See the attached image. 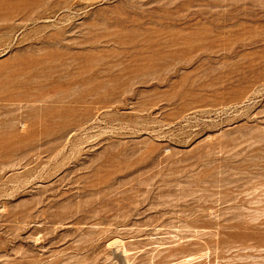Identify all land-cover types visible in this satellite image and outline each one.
Here are the masks:
<instances>
[{
    "label": "rangeland",
    "instance_id": "obj_1",
    "mask_svg": "<svg viewBox=\"0 0 264 264\" xmlns=\"http://www.w3.org/2000/svg\"><path fill=\"white\" fill-rule=\"evenodd\" d=\"M0 264H264V0H0Z\"/></svg>",
    "mask_w": 264,
    "mask_h": 264
}]
</instances>
